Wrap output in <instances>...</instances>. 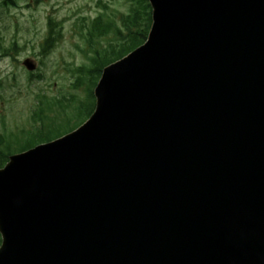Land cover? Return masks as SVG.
<instances>
[{"label": "water", "instance_id": "1", "mask_svg": "<svg viewBox=\"0 0 264 264\" xmlns=\"http://www.w3.org/2000/svg\"><path fill=\"white\" fill-rule=\"evenodd\" d=\"M149 1L89 120L0 170V264H264V0Z\"/></svg>", "mask_w": 264, "mask_h": 264}, {"label": "rangeland", "instance_id": "2", "mask_svg": "<svg viewBox=\"0 0 264 264\" xmlns=\"http://www.w3.org/2000/svg\"><path fill=\"white\" fill-rule=\"evenodd\" d=\"M134 3L133 0H0L2 49L15 46L10 56H0V73L3 74L0 83V133L21 136L24 132H36L45 126L48 130L50 122L46 119L53 120L61 110L59 107H53V112L46 109L42 114L44 121L39 117L35 119L37 110L47 105L38 104V95L61 100L74 96L76 102L86 103L87 88L91 84L89 76H81L80 87L75 84L80 81L78 69L90 66L89 58L93 57L87 40L88 26L99 15H106L120 25L121 15L130 14ZM49 18L56 23L55 31L60 32L62 38L43 57ZM109 40L107 38L100 43L99 48L106 47ZM27 58L38 61L39 68L33 76L23 66ZM76 105L74 103L73 107ZM65 110L73 112L69 104ZM57 121L60 128L56 133H65L78 118L74 114L66 122L61 118Z\"/></svg>", "mask_w": 264, "mask_h": 264}, {"label": "trees", "instance_id": "3", "mask_svg": "<svg viewBox=\"0 0 264 264\" xmlns=\"http://www.w3.org/2000/svg\"><path fill=\"white\" fill-rule=\"evenodd\" d=\"M133 1H135V3L130 7V14L121 15L119 21L120 25H118L117 22L112 18H107L106 15H100L95 20L91 21L88 26L89 31L87 40L91 48L89 52H92L93 57L89 58L90 66H83L78 69L77 73L80 75V81L78 84H75L76 87H80L81 76L83 74L89 76L91 84L87 88L86 103L82 104V106L80 105L79 107H73L74 103L78 104V102L73 99L74 96H71L69 99L64 98V100L54 97H45V100L42 101V104H47L46 108H41L39 113L35 115L36 118H34L37 119L39 117L41 121H44L42 114H45L46 109L49 112H53V107L60 108L61 111L58 112V117L53 118V120L52 118L46 119L48 122H50V127H48V130L45 126L38 132H24L22 136L10 133H0V169L5 166L9 160V156L12 153L24 151L38 143L53 140L54 138L70 132L83 124L92 115L95 109V98L93 91L101 77L103 69L109 64L120 60L144 44L148 38L152 24L151 7L148 3V0ZM55 25L56 23L53 21V19L49 18V33L42 47L43 52L45 53L47 51L49 52L62 38L61 33L55 31ZM107 38L111 39L109 40V44L106 47H101L100 49V43L104 42ZM8 52L4 55H8ZM66 104H69V108L77 113L78 121L70 125L69 129L65 133H56V131L60 128V123L57 120L62 118V113L63 115L67 116V110H65ZM69 122L70 120L68 119V123ZM46 131L48 132L46 133ZM25 143H27V145L24 146L23 144Z\"/></svg>", "mask_w": 264, "mask_h": 264}, {"label": "flooded vegetation", "instance_id": "4", "mask_svg": "<svg viewBox=\"0 0 264 264\" xmlns=\"http://www.w3.org/2000/svg\"><path fill=\"white\" fill-rule=\"evenodd\" d=\"M13 49H15V46L13 47ZM5 49H2V45H0V56L2 57V54H3V51H4ZM9 50V54L11 55L12 54V51H10V48L8 49ZM33 61H35L36 63H38V61L37 60H35L34 58H31ZM0 75H1V77H3V74L2 73H0Z\"/></svg>", "mask_w": 264, "mask_h": 264}, {"label": "bare ground", "instance_id": "5", "mask_svg": "<svg viewBox=\"0 0 264 264\" xmlns=\"http://www.w3.org/2000/svg\"><path fill=\"white\" fill-rule=\"evenodd\" d=\"M28 148V147H27Z\"/></svg>", "mask_w": 264, "mask_h": 264}]
</instances>
